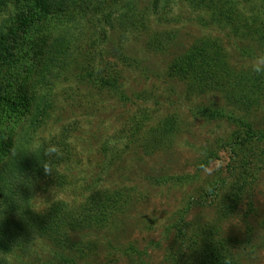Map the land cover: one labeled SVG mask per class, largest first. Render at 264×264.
Instances as JSON below:
<instances>
[{
  "label": "trees",
  "instance_id": "16d2710c",
  "mask_svg": "<svg viewBox=\"0 0 264 264\" xmlns=\"http://www.w3.org/2000/svg\"><path fill=\"white\" fill-rule=\"evenodd\" d=\"M143 1L0 0V264H10L12 258L19 260L17 264H86L81 261L85 259L83 254H94L97 242L86 240L88 235L118 228L119 215L128 204L120 190L90 184L78 193L47 197L46 203L36 199L53 190L60 193L71 183L67 171L61 169H66V162L71 158L69 137L64 131L49 136L43 131L56 105L55 88L68 73L75 72L74 79L92 90L110 91L124 97L115 63H110L106 59L107 51L97 50L96 44L102 43L110 32H118L114 46L108 47L110 54L136 67L138 61L125 54L121 38L129 30L143 29L150 13L163 16L173 0H146L141 6ZM184 1L196 13L197 21L227 29L233 39L257 40V48L264 50V0ZM38 25H46L41 31L44 34L41 42L35 37ZM85 27L90 30L85 38L91 49L82 47L83 51L75 53L80 47L77 42L85 35ZM166 39L171 38L166 34ZM24 40L38 44L33 51L38 58L32 57L31 50L23 45ZM163 42L155 34L147 46L161 47ZM20 44L23 49L18 47ZM225 51L219 39L198 37L175 54L167 71L168 75L183 79L192 94L208 90L222 92L230 106L228 109L217 104L196 107L199 116L207 120H226L235 126L220 146L231 151L234 160L230 176L236 178L220 179L217 187L209 184L207 196L211 195V200L207 201L204 193L198 201L208 206L217 200L216 208L223 219L236 214L243 202L252 152L261 151L259 160L264 162V115L254 124L235 113L250 110L253 95L263 78L251 69L232 71ZM25 54H30L28 60H31L28 77L18 82L15 67L20 59L24 60ZM178 124L175 116H169L148 127L138 140L140 150L148 155L163 150L175 135ZM141 129L136 127L134 131ZM112 144L114 148L116 143ZM107 151L111 157L120 154L112 148ZM46 152L55 153L50 157L54 168L51 174L45 173L41 163L48 159ZM213 154L208 150L198 165H207ZM170 180L176 184L186 181V177L174 175ZM31 207L44 211L37 213ZM186 207L189 206L186 204L176 214L178 219L173 227L166 229L168 233L174 228L175 237L187 241L190 252L188 255L168 253L167 261L170 264H225L227 260L229 264H241L231 238L222 236L217 226L199 225L196 232L187 235L185 228L189 224L184 214L189 208ZM44 252L41 261L39 253ZM121 252L127 258L134 253L140 258L146 254L133 245Z\"/></svg>",
  "mask_w": 264,
  "mask_h": 264
},
{
  "label": "rangeland",
  "instance_id": "374dc122",
  "mask_svg": "<svg viewBox=\"0 0 264 264\" xmlns=\"http://www.w3.org/2000/svg\"><path fill=\"white\" fill-rule=\"evenodd\" d=\"M145 4L146 0L141 6ZM165 11L163 16L150 13L143 29L129 30L121 38L125 54L138 61L136 67L126 65L128 62L116 60L110 54L108 47L114 46L118 32H110L102 43L96 44L97 50H106L109 54L106 59L115 63L124 97L110 91L92 90L74 79L75 72L61 78L62 82L55 88L56 105L43 133L49 136L64 131L69 137L71 158L66 162V169H61L67 171L71 183L60 193L53 190L40 194L38 199L45 201L47 197L53 199L56 195L78 193L90 184L111 191L120 190L127 197L128 204L119 215L118 228L100 230L86 238L97 241L94 254H83L85 259L81 261L86 264H170L168 253L185 252L188 255L187 241L175 237L174 228L168 233L166 229L173 227L178 219L176 214L186 204L189 206L185 208H189L188 213L184 214L189 224L185 228L187 235L196 232L199 225H215L222 236L231 238L241 264H264V162L259 160L261 151L256 149L251 154L248 190L236 214L223 219L216 208L217 200L208 206L198 202L204 193L207 201L211 200L209 197L212 196H207L209 184L217 187L216 182L220 179L232 181L236 178L230 176L232 153L220 146L235 126L226 120H207L196 111L197 106L208 104L228 109L230 106L222 92L208 90L192 94L183 79L167 73L175 54L185 50L198 37L219 39L226 49L231 70L238 73L250 69L251 58L264 50L257 48V40L250 37L233 39L227 29L197 21L196 13L184 0H173ZM45 27L38 25L36 30L35 37H39L40 42ZM84 30L85 35L77 42L80 47L74 50L75 53L83 51L82 47L91 49L85 38L90 30L86 27ZM155 34L164 42L161 47L148 48L147 42ZM166 34L170 40L166 39ZM23 45L31 50L32 57L38 58L33 52L38 44L24 40ZM18 47L23 49L21 44ZM251 50L256 52L251 54ZM29 55L25 54L24 60L20 59L15 67L18 82L28 77ZM262 78L250 110L235 111L236 115H243L254 124L264 115V76ZM169 116L179 120L171 141L152 155L140 150L138 140L144 131ZM136 127L142 129L134 131ZM110 148L120 154L111 157L107 151ZM208 150L213 151L214 156L207 165H198ZM180 174L186 181L174 184L170 178ZM156 178L166 181L159 183ZM128 245L146 251V254L141 258L137 253L124 257L121 251ZM45 253H39L41 261ZM17 261L12 258L10 264H17Z\"/></svg>",
  "mask_w": 264,
  "mask_h": 264
},
{
  "label": "clouds",
  "instance_id": "9594fccd",
  "mask_svg": "<svg viewBox=\"0 0 264 264\" xmlns=\"http://www.w3.org/2000/svg\"><path fill=\"white\" fill-rule=\"evenodd\" d=\"M249 67L252 71V73L258 75V76H264V53H258L255 54L249 63ZM55 155V153H45V156L48 157V159H44L41 161L42 167L44 168V171L46 174H51L54 172V168L51 162L50 157ZM39 201H43L41 199L36 198ZM45 202V201H43ZM34 212L40 213L43 212L44 210L40 207H31ZM225 264H229L227 260H225Z\"/></svg>",
  "mask_w": 264,
  "mask_h": 264
}]
</instances>
